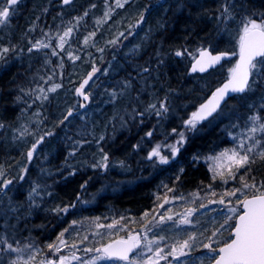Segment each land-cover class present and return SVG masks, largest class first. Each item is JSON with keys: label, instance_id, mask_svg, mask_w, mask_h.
Returning <instances> with one entry per match:
<instances>
[{"label": "trees", "instance_id": "obj_1", "mask_svg": "<svg viewBox=\"0 0 264 264\" xmlns=\"http://www.w3.org/2000/svg\"><path fill=\"white\" fill-rule=\"evenodd\" d=\"M102 1L78 0L72 6L65 7L62 6L61 0H23L16 6V12L11 16L9 24L0 26V48L16 47L15 52H9L4 59L0 60V67L5 70L0 73V123L5 125L4 128H0V166L3 170L9 166L20 167L22 164L20 161L26 160V152L35 142L36 134L49 131L53 133V137L48 143L58 141L59 147L68 145L72 152H75L74 155L66 154L65 158L64 156L63 158L55 157L52 152L47 158H51L49 163L51 164L53 156L55 157L56 163L53 166L56 167V174L42 171L48 181H53L56 175L59 177L56 187L49 190L50 197L45 199V205L49 204L52 210V219L42 222L37 217L34 207H29L28 195L33 186L26 188L28 192L25 196H20V200L14 201L13 206L17 208V211L8 213L14 220L22 222L25 226L23 230L26 234L19 243L38 242L39 246H33L26 255L28 257L35 255L36 249L41 248L37 255L43 261L51 257L47 254L48 251L50 252L47 245H60V241L65 239V250L60 255L79 257L72 261V264H80V258L86 262L90 259V253L92 254L96 248L100 249L110 240L127 235V232L119 235L115 231L111 237L106 238L104 230L97 227L99 222L109 227V225H121L128 218L137 219L149 214L156 205L154 191L171 196L174 190L178 189L180 192H197L202 195L199 191L205 190V184L201 182L211 178V173L207 163L198 161L202 155L200 151L209 152V156L213 155L228 144L232 134L236 136L239 134L237 137L245 134L246 130L252 126L249 117L259 115L264 118V108L261 107L264 105V77H256L257 83L251 90L242 96L232 98L220 112H228L236 117L237 122L232 126L224 122L225 126L220 129L221 120H219L211 129L203 127L207 122L203 123L202 129L191 136L181 131L190 139L180 154L186 160L185 171L178 175L177 171L173 172V175H177L179 179L169 176L166 170L174 166V162L168 167L156 166V179H159L156 189L152 184L154 182H149L115 195L105 191L92 205H76L74 210L68 212L67 217L63 211H54L57 208L70 210L69 208L77 201L79 191L83 189L81 186L90 176H93L90 172L100 167H93V165L109 162L112 168L111 173L118 175L124 174V170H132L133 167L129 165V161H140V158L144 156H142L143 151L135 150V146L140 144L139 139L153 128L150 121L155 119L159 121L158 124L165 125L169 120H178L174 118V115L178 114L183 121L178 127L183 126L191 112L215 87L228 78L229 70L233 68L236 60L234 56L210 73L194 75L190 73L192 56L176 57L175 50L187 48L190 53L198 55L197 49L210 48L214 52L233 54L237 53L239 47V40L232 38V32L239 33L242 16L234 14V21L227 25L218 24L215 17L222 0H177L181 5L177 11L165 9L168 1L166 0L162 4L153 6L146 13L144 23L137 33L134 26L139 19L137 12L144 9L140 7L146 0H131L127 3L126 9H130L132 14L126 15L124 25L117 21L115 15L110 14L109 18H104V12L97 10L98 6L104 4ZM112 1L115 0H110ZM90 4L97 6L94 8L96 12ZM246 4L254 8L264 7V0H247ZM160 5L164 9L159 7ZM86 10L89 15L84 17L74 29L73 37L64 46L67 51L57 47V56L51 55L52 47L28 52L30 40L35 42L40 37L47 43L48 38L44 36V33L53 27L60 29L67 27L60 25L69 21L75 24L73 18L82 16ZM130 18L132 20L127 21ZM97 20L103 22L98 24ZM161 25L163 28L160 27ZM30 29L34 30L29 31ZM93 31L96 32L95 37L89 41L88 46L83 45V38ZM112 40L117 42L109 43ZM57 41L56 39L51 41L53 47L58 44ZM93 44L95 46H92ZM116 44L122 45V48L110 51ZM137 46H139L138 50L133 53V49ZM158 50L159 56L156 55ZM68 51L78 55L80 59L71 60L68 57ZM61 59L63 60L62 68L58 66ZM161 59L163 63L159 62ZM48 60L52 63L47 64ZM144 67L149 68V72H142ZM93 68L97 69V75L91 79L88 91H94L96 94L89 109L64 124H59L69 109L79 107L73 96L74 89L83 82ZM53 71L55 75L52 82L45 83L40 79L43 76L46 80ZM126 80L131 81L130 88H124ZM55 83L61 84L62 87L55 93H48V101L36 100L35 95L38 93L25 96L20 92L21 88L27 91L36 88L37 85L47 89ZM113 90L118 94L123 93L117 96L114 103L109 95ZM17 96H23V101L17 102ZM165 97H167L168 112L162 116L146 113L143 117L133 118L134 113L125 112L127 109L143 111L149 103L158 105V102ZM28 104L32 106L28 107ZM116 108L118 110L115 111ZM25 128L28 132L21 137L20 132H23ZM171 129L175 128L166 129V133L168 134ZM162 134H165V131ZM255 134L257 139L264 137V133ZM101 136H104V140H100ZM158 139L159 137L156 140ZM77 141L81 143L77 144ZM53 148L51 146L50 150ZM86 148H91L88 158L78 162ZM101 149L103 153L108 154V161L102 160ZM163 151L164 149L159 150L160 154ZM17 152L20 156L16 158L13 154ZM88 163L89 166L83 170L84 164L88 165ZM133 171L134 173L130 175H139L137 169ZM240 172L243 173L244 169H240L238 174ZM70 173L72 176L69 179L63 178ZM238 174L236 180H238ZM118 177L115 180H119ZM251 177H255V181ZM246 179L249 183L255 182L257 185L264 182V161L257 160ZM115 180L110 179V181ZM162 186L165 189H160ZM245 191L248 195L253 193L251 190ZM21 192L25 191L22 188L18 189L17 195ZM56 226L58 228L53 232ZM39 227L46 230L39 233ZM61 233H63L62 237ZM230 238L229 233L227 241ZM98 239L102 241L101 245L97 246ZM85 249H92V251H85Z\"/></svg>", "mask_w": 264, "mask_h": 264}, {"label": "snow or ice", "instance_id": "obj_2", "mask_svg": "<svg viewBox=\"0 0 264 264\" xmlns=\"http://www.w3.org/2000/svg\"><path fill=\"white\" fill-rule=\"evenodd\" d=\"M23 0H0V26H7L10 22L11 16L16 12V6L20 5ZM128 0H116V7L122 8L124 4L127 3ZM63 5H69L72 3V0H61ZM107 4V0H105ZM90 7L95 8L96 5L92 4ZM236 4L234 0H222L221 4L217 8V15L215 17L217 23H223L227 25L229 22L235 20L234 11L236 8ZM47 11V9H45ZM112 9L111 7L108 8L107 11L104 12V18H109ZM89 13L86 10L82 16L74 17L75 24L72 21L68 22V26L62 31V34H59L58 44L54 47L51 45V37L48 33H44V36L48 38L49 42H45L44 39H37L35 42L29 41L30 47L28 48V52H32L33 50H40L52 47L51 55L57 56L58 53L56 48L58 47L62 51H67L65 49V44L68 43V38L73 37L74 29L79 25V23L84 19V17L88 16ZM255 14H253L254 16ZM260 21L257 22L253 16L245 14L240 21V30H239V60L235 64L230 71V77L226 83H224L221 87H218L213 93L211 98L208 100L207 103L202 104L198 111L193 112L191 118L186 121V124L195 128L196 124L200 121L205 119L207 116L212 115L213 112H216L218 108H220L221 102H225V97L229 95V93H243L246 90H251L252 86L257 83L256 77H264V13H260ZM144 16L141 13L140 19L143 20ZM39 19V17H37ZM98 24L102 23V20L96 21ZM163 28V25L160 26ZM34 29H30L29 31H33ZM96 32H90L87 36L83 38V45L88 46L89 41L95 37ZM123 35V33H121ZM117 41L112 40L109 43L115 44ZM92 46H95L94 44ZM139 46L133 49V53L138 50ZM99 51H103V49H98ZM16 47L13 46L12 48L3 47L0 48V60L4 59L6 54L9 52H15ZM197 55L194 53H190L187 48L177 49L174 51V55L176 57H182L185 55H191L195 63L192 66V71L195 72L199 70L200 72H204L207 68L218 64L223 56H226L227 53H221L220 55L213 56L207 49L201 48L197 49ZM68 57L71 60H78L80 57L78 55H73L71 51L67 52ZM157 56L160 55L159 50L156 53ZM236 55V53H233ZM163 63L161 59L159 61ZM47 64H51L50 60L46 61ZM59 67H63V60L61 59ZM97 71L96 68H93L92 72L88 74V78L84 79L83 82L75 89L77 95L82 96L85 101L89 99L90 94H86L84 89L85 86L89 84V80L92 79L94 73ZM142 72L147 73L149 72V68L144 67ZM55 75V71H53L52 75H49L45 80V77L41 76L40 79L44 80L45 83L51 81L53 76ZM250 77H252L250 81ZM62 87L61 84L55 83L52 86L45 89L41 85H37L36 88L29 89L25 91L23 88L20 89V92L23 93L25 96H31L36 93L35 95L36 100L48 101L49 96L48 93H55L58 88ZM131 81L126 80L124 81V88H130ZM123 94L117 93L115 90L109 93L112 98V102L114 103L117 96ZM17 102L23 101V96L16 97ZM35 100L33 101V103ZM31 104H28V107H31ZM80 107H84L83 104ZM264 108V105H261ZM168 112L167 106V97L164 100H161L157 103H149L143 111H136L133 110V118L135 116L143 117L146 113H154L156 116H162L163 114ZM39 115V113H37ZM73 115V111L69 109L67 113L63 116V119L59 121V124H64L66 121L69 120V117ZM250 121L252 122V126L248 129L250 133L249 139L252 143L249 146H245L244 142L241 141L239 144V149L242 150L238 151L236 149L228 150L225 153H222L221 156H227L228 160L231 162L232 165H235V171H232L230 168L229 175L232 179H237L236 173L240 171V169H244V172L239 175V181L241 183V188L235 189L234 191L227 192L225 195L227 196H235L237 192L243 193L247 196V192L245 190H251L254 194L251 199H243L241 200L239 197L237 198V202L242 205L244 211L240 214L234 226L231 227L232 238L230 242L225 243L222 247H220L217 251L216 248L212 247V244H204L203 247L208 249L210 253H214V255H210L208 257V264H264V182L257 185L255 182L249 183L246 177L249 173L252 172V165L257 162V160L264 161V137L257 139L255 137V133L260 132L264 133V118L260 117L259 115H253L249 117ZM123 121V118L121 117ZM4 124L0 123V128H4ZM123 126V125H122ZM19 131V130H17ZM176 130L173 129V132ZM28 132V129L25 128L23 132H20V136L22 137L25 133ZM52 132H45L40 135L36 142L32 144L31 149L28 150L26 153L27 158L31 160L33 158V154L37 149V146L42 143L47 136H51ZM147 136H151L152 132L146 133ZM181 140L177 143H181L183 140V133H180ZM100 140H104V136L100 137ZM77 144L81 143L79 141L76 142ZM135 147H138L135 146ZM259 148V151H255L254 149ZM173 154L179 151V148L172 146ZM103 153V149H101ZM230 152V155H229ZM75 152H70L69 155H74ZM252 154V155H250ZM153 157H159L161 163H167L168 159L164 156H161L159 152V146L153 148L152 151L148 155V159H152ZM109 157L107 153H103L102 160L108 161ZM123 163V162H121ZM103 166L107 167L106 164L103 165H93V167ZM26 171V169H25ZM183 171V169H181ZM215 178V177H214ZM16 179V178H14ZM19 180H24L25 177L20 175L18 177ZM179 179V177H177ZM253 181H255V177H251ZM227 182V181H225ZM86 183V182H85ZM13 184V179H8L5 175V171L3 167L0 166V216L7 217L9 212L15 213L17 208L13 206V202L11 197L7 196L10 187ZM81 187H84L82 185ZM42 186L40 184H34L31 191L28 195L29 200V207H38L39 205L36 204V197L40 196V190ZM171 191V189H170ZM215 195V193H213ZM5 198H7V202L5 203ZM79 199V197L77 198ZM211 203H220L224 204L225 201L223 199L219 201H211ZM230 203V201H229ZM74 207V205H72ZM54 211H67V208H57ZM190 210L187 215H191ZM230 212H235V208L229 209ZM147 215V214H145ZM163 220L164 217H161ZM168 220H171L172 217H167ZM230 216L226 217L224 223L220 225L221 228H224L225 225L228 224ZM73 223H76L73 221ZM181 223H190L187 219L181 221ZM111 227V225H109ZM67 231V229H65ZM219 231V229H217ZM61 237L63 233L60 234ZM213 235H216L214 232ZM86 239V237H85ZM161 239H164L161 237ZM195 238L189 236L188 239L184 240L179 245V254L185 255L184 249L190 248L191 244L190 241L194 240ZM211 239V238H210ZM64 243L63 240L60 241ZM16 244H19V241H15ZM149 244L152 241L148 242ZM0 261H2L3 254L6 253H20L23 252L24 249H31L33 248L32 244H25L24 248L14 247L12 242L3 236H0ZM140 246V241L136 236H130L129 240L127 241H119L116 242L115 245H107L103 249H96L97 252H103L102 256L94 257L92 261H86L84 264H94L95 260H103V259H118L122 261H127L129 259L128 253L132 252L133 249L138 248ZM47 248L50 251L59 252L60 249L58 246L49 244ZM151 250V249H149ZM85 251H92V249H85ZM163 249H157L155 255L158 259L165 258L161 255ZM177 252L176 248H173L168 255H173ZM139 255V254H137ZM74 259H79V257L73 256ZM34 259L33 256H29L28 260L24 261V264H29V261ZM67 257L61 256L58 260L47 259L46 261L41 262V264H66ZM20 257L17 256L16 259H10L8 264H19ZM130 264H136V261H130ZM153 264H157V261H153ZM203 264V261H202Z\"/></svg>", "mask_w": 264, "mask_h": 264}, {"label": "bare ground", "instance_id": "obj_3", "mask_svg": "<svg viewBox=\"0 0 264 264\" xmlns=\"http://www.w3.org/2000/svg\"><path fill=\"white\" fill-rule=\"evenodd\" d=\"M77 1L78 0H74L69 5H63L62 3L61 4H62V6L69 7V6H72L74 3H76ZM165 1L166 0H146L141 5L140 9L141 8H144V9L138 10V12H137V16H138L139 19L136 22V25H134V26H136V29H135L136 33L139 31V27L143 25L146 13L148 11H150L153 6H157L158 4H162ZM102 2L104 4H102L101 6H98L99 8L97 10L101 11V12H105V11L108 10L109 7H111L112 11H111L110 14L111 15H115L117 17V21H119V23H121L122 25H124V23H125L124 19H125L126 15L127 14H132L129 11L130 9H126V5H127L128 2L125 3L124 7H122V8H119V7L115 6L116 5V0L112 1V2H110V0H107V4L105 3V0H103ZM121 2H123V0H121ZM234 3L237 6L235 8L234 14H239L242 17L245 14L250 15V16H253V14H255L253 16V18L258 19V18H260L259 14L260 13H264V7L257 6L256 8H254V7L247 6V4H246L247 0H234ZM91 5L92 4H90V6ZM180 6L181 5L179 4V2L177 0H168L166 5H165V9H170V10H173V11H175V10L177 11V10H179L178 8ZM159 7L163 8L162 5H160ZM92 9H93L94 12H96L94 8H92ZM141 13H143V16H144L143 20L140 19ZM133 14H134V12H133ZM130 20H132V18L127 19V21H130ZM60 26H68V23L62 24ZM53 28H50L48 30V32H47L48 35L52 38L51 39L52 42L55 39L58 40L54 36L58 35V34H62V31L66 27H64L62 29H60V28H54L53 29ZM38 39H44V38H40L39 37ZM69 41H70V39H69ZM57 43H58V41H57ZM121 46L122 45H120V44H116L113 47H111L110 51H113V50H116V49H119V48L121 49L122 48ZM238 56H239V47H238V51H237V53L235 55L236 60H237ZM6 62H7V59L5 60V64H6ZM194 62H195V60H193L191 65H190V73L191 74H194L192 72V69H191ZM223 65H221V66H223ZM4 71H5L4 68L0 67V73H2ZM95 75H97V71L94 73L93 77ZM194 75H199V74H194ZM87 78H88V76L85 79H87ZM90 82H91V80H89V84H90ZM89 84L86 85L85 89H84L86 94H90L89 95V99L87 101H85L82 96L77 95L76 92H75L76 88L74 89L73 96H74V99H76V101L78 102L79 107H77L76 109L75 108H71V110L73 111V115L71 117H69V120L71 118H73L74 116H79V115L83 114L84 112H86L89 109V106L92 103V101L95 99L94 97H95L96 93H94V91H91V92L88 91ZM220 85H218L217 87H219ZM217 87H215V88H217ZM211 92L209 93V95L211 94ZM205 99L195 108L194 111L191 112V114L189 116V119L191 118L192 113L196 112L199 109L200 105L205 101ZM81 104L84 105L83 108L80 107ZM116 110H118V109L116 108L115 111ZM125 112L133 114V110H131V109H129V110L127 109ZM174 116H175L174 118L178 119V120H169V121H167V123L165 125L158 124L159 123L158 120H155V119L151 120L150 123L152 124L153 128L151 129L150 132H152V135L151 136L145 135V136L141 137L139 139L140 144H137L138 147H135V150L143 151V154H142V156H143V155H145L148 152V150L150 148V145L152 146L150 151H152V149L156 148L157 146H159V150H163V149L165 150L167 148H171L172 146H170V144L175 139H181L180 134H177L179 132L181 133V131L187 132L188 134H190V136L192 134H194L193 130L196 129V128H192L191 126L187 125L186 122L183 124V126L178 127L180 125V123H182L183 121L180 120L181 117L178 116V114H175ZM224 122H227L230 125V124H234L235 122H237V119H236V117L234 115H229V117L226 118V120H224ZM197 125H198V123L196 124V126ZM168 128H175L176 131L173 132V129H171L169 131V133L167 134L166 133V129H168ZM164 131H165V134H162ZM28 134L29 135H33V133H28ZM42 134L43 133L36 134V138L35 139H37ZM175 135H177V136H175ZM52 137H53L52 135L45 137L44 141L37 146V149L34 152L33 158L31 160H29L27 158V155H26L25 156L26 160L20 161L22 163L20 167H18V166H9V168L7 167V168L4 169L6 177L8 179H13V184L11 186H9L10 190L7 193V196L11 197L13 203H14V201L17 202L18 200H20V198H19L20 196H25L26 195V193L28 192V191H26V188L29 189L30 187L34 186V184H37V183L42 186V188L40 190V196L36 197V204H38L39 206L38 207H34L35 212H37V217H39L42 222L43 221L47 222L50 219H52V216H51L52 210H51L49 204L45 205V202H46L45 199L50 197L51 191H49V190L56 187V185L58 183L56 181H58V179H59V177H57V175H56L54 177L53 181H48L47 180L48 178L44 176L42 171L45 170V171H49V172H52V173L56 174V167L53 166L56 163L55 162V157L63 158V156H64V158H65L66 154L72 152V150L68 147V145L66 147H59L60 143H58V141H54V142L51 141V142L48 143L49 139L52 138ZM158 137H159V139L156 140ZM183 137L186 138V141H182L180 143L179 151L175 152V154H172V153L170 154V156L167 158L168 159L167 163H161L160 160H157V161H155L156 163H154V162L150 161L151 159L148 160V155H149L148 154L147 156H144V157L140 158V161L139 160H137V161H133V160L129 161L130 162L129 165L132 166L133 169L132 170H124L123 171L124 174L118 175L116 173H111L112 168H111L109 162H103V164H106L107 167L100 166L98 169L90 172L93 176L89 177L88 181H86V183H84L83 189L81 188V190L79 191V194L77 196V197H79V199H77V201L75 202L74 207L73 206H71V207L69 206L70 210L63 211V214L65 215V217H67L68 214H69L68 212L74 210L76 205H80V206L92 205V204H86V202L88 200H92L94 202H97L99 200V198L102 196V195H99V194L102 193L101 190H103V186L105 184H107V181H109L111 178H117L119 176L118 177L119 180L120 179L121 180H126L127 179V181H131V185L130 186H126L120 192H116V193H112L111 192L112 195H115L117 193H121V192H123L126 189H128V190L135 189L138 185L146 184V183H149V182H154L152 184H153V187L156 189L158 187L157 186V182L159 180V179H156L157 178L156 177L157 174L155 173L156 166L168 167L174 162L173 163L174 166L168 167L167 169L164 168V169L167 170L169 176H171L172 178H177L178 177L177 175L182 172L181 169H183V171H185L184 167H185V164H186V162H185L186 160H185V157L183 159L180 156V154H181L182 150L186 147V145H187V143H188V141L190 139V137H188V135H185V133L183 134ZM229 141H230V139H229ZM35 142H36V140H35ZM63 144H65V142H63ZM51 146L54 147L52 149L53 151L50 150ZM30 149H31V147L28 150H30ZM28 150H27V152H28ZM52 152H53V155L55 157L53 156L52 163L49 164L51 158H47V157L50 156ZM90 152H91V148H88V149L86 148L84 150L82 156L79 158L78 162H80L81 160L84 161L85 159H87L88 158V154H90ZM200 153H202V155L199 157L198 161H201L202 163H204V162L207 163L206 159L208 158L210 153L209 152H205V151H200ZM13 156H15L17 158V157L20 156V154H19V152H17L15 154H13ZM115 156H117V155L115 154ZM88 166H89V163H88V165L84 164L83 170H86V167H88ZM25 169H26V171H25ZM134 169H137L139 171V175H135V174L130 175L131 173H134V171H133ZM176 171H177V175H173V172H176ZM116 172L118 173V171H116ZM210 173H211V171H210ZM16 174H18V176H15ZM20 175H23L25 177V179L24 180H19L18 177ZM71 176L72 175L70 173L67 176L64 175L63 178H65V179L68 178L69 179ZM14 178H16V179H14ZM49 183H51V184H49ZM218 183L219 182L216 181L214 178H212V176H211V178L209 177L206 182H201V184H205V190L202 191V192L199 191V193L202 194V195L213 194V193H215V196L221 195L220 194V190H219L220 187H219ZM24 185H26V186H24ZM20 188H22L23 191H25V192L24 193L21 192V193H19L17 195L18 189H20ZM160 189L163 190V189H165V187L162 186ZM154 193H155L154 195L156 196V194L159 193V192L158 191H154ZM94 197H96V198H94ZM92 198H94V199H92ZM6 202H7V198H5V203ZM241 213H242V205H240V211L235 217L234 224L236 222L237 217ZM204 224H205V227L206 226L210 227V223L209 222H204ZM234 224L232 222V225H231V222H230V225L227 227V229L223 230V232L219 231V234L222 233L224 236H226V235H228L230 233V236H231V227L230 226H234ZM24 227L25 226H24V224L22 222H17L9 214H7L6 218L3 217V216H0V236H3L5 238H7L9 240V242H12V240L14 242L15 241H19L20 242L23 239V236L26 234L25 230H23ZM214 227L216 228L217 224ZM57 228L58 227L56 226L53 232H55ZM44 230H46V228H40V229H38V232L41 233ZM67 232H70V231H67ZM135 233H137V232H135ZM139 233H141V232H139ZM127 237L128 236H125V238H127ZM142 237H143V235L141 233V241H142ZM219 237L221 238V236H219ZM125 238L124 237H118V238H114L113 240H115V239H125ZM14 242H12L14 244L13 246L21 248V249L24 248L25 244H32L35 247L39 246L37 244L38 242H30V243H28V242L23 243L22 242V243H19V244H16ZM106 245H104V246H106ZM0 247H2V246H0ZM103 247H101L100 249H102ZM26 250H29V249H24V251H26ZM100 253L103 255V252H100ZM139 253L140 252L138 250L136 252V254L131 259H129L127 261H122V260H118V259H108V261H110L112 263H115V264L128 263L130 261L135 260V258L138 256L137 254H139ZM21 254H22L21 252L20 253H6V254H3L2 261H0V263H8V261L10 259H16L17 256H19ZM53 260H55V259H53Z\"/></svg>", "mask_w": 264, "mask_h": 264}, {"label": "rangeland", "instance_id": "obj_4", "mask_svg": "<svg viewBox=\"0 0 264 264\" xmlns=\"http://www.w3.org/2000/svg\"><path fill=\"white\" fill-rule=\"evenodd\" d=\"M131 0H128L130 2ZM257 22L260 21V18L256 19ZM136 25V23H134ZM239 34H236V32H232V38L234 40H239ZM59 35V34H58ZM58 35H55L54 37H58ZM68 38V43H69ZM236 41V43H237ZM46 42V41H45ZM239 42V41H238ZM66 45V44H65ZM52 82V81H51ZM52 86V85H51ZM230 113L228 112H222L220 113L216 118L213 120L207 122L205 126L208 128L215 127V124L220 121L219 128L221 129L222 126H225L224 120L228 118ZM229 124V123H228ZM232 124H230L231 126ZM196 129L193 130V133H196L198 130H201V125L195 126ZM250 133L248 132V129L246 130L245 134L239 136V134L233 135L228 144L224 145V147L218 151H216L213 155L209 156L206 159V162L209 166V170L211 171V176L219 183V190L220 194L218 196H215L213 194H205V195H199L197 192H180L178 189L174 190V194L171 196L163 195L161 192L156 194V205L152 209V211L144 216H141L137 219H127L123 224L121 225H113L111 227H105L101 222L98 224V228L100 230H104L103 232L106 235V238L111 237L113 233L116 231V234H122L127 232L125 235H131L135 232H141L143 237L142 241L139 246V255L135 258L136 264H153V261H157V264H208V257L210 255H214V253H210L208 249L204 248V244H212L213 248H216L218 251V248L220 247L219 244H222V242L227 241V236H224L222 233L219 234V231H222L227 229V227L230 225V222L234 221L236 215L240 211V205L237 202V198L239 197L241 200L252 196L254 194H247L245 196L241 192H237L235 196H227L225 193L234 191L235 189L241 188V183L239 181V175L242 174L240 172L238 174V180L230 178L229 171L230 168L232 171H235V165H232L231 162L228 160L227 156H221L222 153L227 152L228 150L236 149L238 151H241L239 149V144L241 141L244 142L245 146H249L252 141L248 138ZM256 138L257 135L254 134ZM234 139V140H232ZM181 139H175L170 146H175L179 148L180 143H177ZM182 141H186V138H183ZM151 147L149 148L148 152L144 155L147 156L151 151ZM255 151H259V148L254 149ZM173 154L172 147L165 149L161 156H164L168 158L170 154ZM230 155V152H229ZM251 155V154H250ZM143 156V157H144ZM149 160V159H148ZM160 160L159 157H153L150 161L156 163L155 161ZM104 169V168H103ZM115 180V178H113ZM126 180H115V181H107V184L103 186V190L101 194L105 193V191H109L110 193H116L122 191L123 188L126 186L131 185V181ZM227 181V182H225ZM234 183V184H233ZM233 184V185H232ZM96 198V197H94ZM92 198V199H94ZM223 199L225 201L224 204L220 203H211V201H219ZM230 201V203H229ZM95 202L92 200H88L86 204H94ZM235 208V212H230L229 209ZM191 211V215H187V213ZM171 216L172 219L168 220L167 217ZM230 216L231 219H229L228 224L225 225L224 228H221L220 225L224 223V220L226 217ZM161 217H164L162 220ZM184 219H187L190 221V223H181ZM204 222H209L210 227L206 226ZM217 224V227L214 226ZM120 226V227H119ZM117 228L118 231H117ZM219 229V231H217ZM216 233V235H213V233ZM189 236L194 237L195 239L190 241L191 247L184 249L185 255L179 254V245L186 239H188ZM221 236V238L219 237ZM122 237L125 238L123 235ZM163 237L164 239H161ZM211 238V239H210ZM226 239V240H224ZM113 240V239H112ZM110 240L109 242H111ZM64 243H61L60 245H56L59 247V252L54 251H48L47 254H50L49 259H55L58 260L59 257L64 256L67 257L66 264H72V261L75 259L73 257L67 256V255H60L61 252H64V245H65V239L63 240ZM101 239L96 240V244L101 245ZM152 241L151 244L148 242ZM108 242V243H109ZM107 244V243H106ZM104 244V245H106ZM55 245V244H54ZM102 245V247L104 246ZM68 248V247H67ZM94 248V247H93ZM163 249V252L161 253L162 256L165 258L158 259L155 255V252L157 249ZM173 248L177 249V252L173 255H168L169 252L172 251ZM95 249V248H94ZM97 249V248H96ZM96 249L90 253V259L87 261H92L94 257L102 256L100 252H97ZM151 249V250H149ZM41 251V248H37L36 252L39 253ZM27 252L29 250H26L24 252H21L22 254L19 255L20 261L19 264H24V261L28 260ZM31 255L34 257L31 261H29V264H41L38 263L39 261L43 260L40 258L39 255ZM46 261V260H44ZM80 264H84V261L80 258ZM94 264H115L108 259L103 260H95ZM124 264H130L124 263Z\"/></svg>", "mask_w": 264, "mask_h": 264}, {"label": "water", "instance_id": "obj_5", "mask_svg": "<svg viewBox=\"0 0 264 264\" xmlns=\"http://www.w3.org/2000/svg\"><path fill=\"white\" fill-rule=\"evenodd\" d=\"M74 0H72V2H73ZM213 56H215V55H220L221 53H227V52H217V53H214V52H212L210 49H207ZM197 58H199L198 56H197ZM231 58V54L230 53H227V55L226 56H223L222 57V59L220 60V62L218 63V64H215V65H213V66H211V67H209V68H207V70L206 71H204V72H200L199 70H197V71H195V72H193L194 74H206V73H208V72H210L211 70H213V69H216V68H218L219 66H221V65H223L224 64V62L225 61H228L229 59ZM239 60V56H238V58H237V60H236V63H237V61ZM195 63V62H194ZM193 63V64H194ZM193 66V65H192ZM192 69V68H191ZM230 77V76H229ZM229 77H228V79H229ZM227 79V80H228ZM227 80H225L219 87H221L224 83H226L227 82ZM250 81H251V77H250ZM218 88V87H217ZM217 88H215L212 92H211V94L205 99V101L202 103V104H205V103H207L208 102V100L211 98V96H212V93L217 89ZM248 90H246L245 92H243V93H229V95L228 96H226L225 97V100H226V103L228 102V101H230L233 97H235V96H240V95H244L246 92H247ZM225 102H221V105H220V108H218L217 110H216V112H213L212 113V115H210V116H207L205 119H203V120H200L198 123H201V122H203V121H206V120H208V119H210V118H212L214 115H216L222 108H223V106L226 104ZM201 104V105H202ZM200 105V106H201ZM200 108V107H199ZM199 110V109H198ZM197 110V111H198ZM247 199H251V197H248ZM243 211H244V209H243V207H242V213H243ZM241 213V214H242ZM130 236H136L138 239H139V241H140V239H141V234L139 233V232H137V233H135V234H133V235H130ZM130 236H128L127 238H125V239H115V240H113V241H111L110 243H108L107 245H110V244H112V245H115L116 244V242H119V241H127V240H129V237ZM106 245V246H107ZM105 247V246H104ZM103 247V248H104ZM102 248V249H103ZM136 252H137V248H135V249H133V251L132 252H130V253H128V257H129V259H131L135 254H136ZM128 259V260H129ZM213 264H214V262H213Z\"/></svg>", "mask_w": 264, "mask_h": 264}]
</instances>
